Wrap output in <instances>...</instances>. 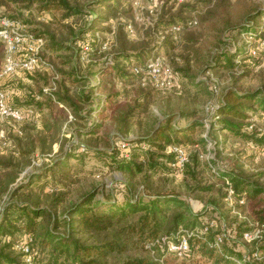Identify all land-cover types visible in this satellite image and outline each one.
Listing matches in <instances>:
<instances>
[{
  "label": "rangeland",
  "instance_id": "rangeland-1",
  "mask_svg": "<svg viewBox=\"0 0 264 264\" xmlns=\"http://www.w3.org/2000/svg\"><path fill=\"white\" fill-rule=\"evenodd\" d=\"M93 1L79 2L86 8L82 10L88 13V21L93 17L89 11H95L91 7ZM127 1H130L128 5H131V0ZM133 1L129 15H119L120 17L113 19L112 31H107L108 26L103 23L94 28L90 26L89 31V25L85 24L87 21L82 18L74 20L66 18L61 22L63 19L60 13L54 17L52 12L39 14L35 11L34 16L30 18L27 11H21L19 18L14 17L25 24L28 31L43 36L45 40L47 37L48 44L46 46L45 42L42 54L50 67L43 69L50 73V78L46 82V78L42 76H37V80L30 77L32 84L28 85L30 82H27L29 81L27 75L2 76L6 58L5 46L0 40V89L15 88L14 98L18 97L19 103H23L25 101L23 96L31 87L34 90L49 87L47 93H51L56 104L54 112L44 110L47 112L46 115L51 117L47 121L44 119L43 111L37 109L38 114L30 113L31 117H27V110H21L25 115L21 120L0 115V130L5 131V136L0 137V162H11L17 166L11 169L0 168V180L6 181L12 176L15 179L0 193V217L11 201L30 202L39 199L40 205H47L51 200L48 196L58 192L63 193L65 199L59 207H55L59 215L88 193H94L96 199H111L118 202L129 196L130 189L134 194H143L146 192L143 187V176L140 174L131 177L119 170L113 165L115 161L110 158L111 152L119 151L117 147L121 143L133 147L132 140L152 133L167 118H171L179 125L199 123L194 129L193 137L196 140L205 137L206 145L189 144L191 146H185V149L189 154L200 152L202 167L199 173L203 181L218 182L217 176L220 171L226 173L239 168L264 188V140L262 143L256 140L252 142L236 136L224 130L220 122L223 116L219 118L216 116L217 105L221 103L227 90L253 91L264 85V51L259 53L256 50V55L252 51L251 54L238 53L243 42L254 41L250 36L240 34L241 30L247 25L258 24L260 20L264 23V0H186V2L159 0L153 13L149 11V6H154L155 0L142 2L141 5H137L136 0ZM12 7V5L5 7V15L11 18L13 17L10 16L12 12L9 8ZM173 15L180 16L181 19L197 17L198 25L183 35L180 34L178 43H163L164 35L167 34L165 21L171 19ZM28 20L32 22H27ZM68 24L74 26L76 34L70 35L63 27ZM120 29L124 31L125 40L129 44L135 43L136 46L146 48L154 44L159 45L158 48L151 50L148 58L155 53L168 56L171 65L181 74L178 85L180 88L169 91L147 90L141 87L144 85L140 81H131V77L122 80L111 73L102 76L101 72L115 63V54L119 52L121 41ZM52 35L56 36L57 42L65 41L70 50L67 48L58 53L51 52L49 37ZM224 54L231 55L235 66L224 64V59L221 58ZM68 56L71 57L70 61L66 58ZM72 68L81 76L79 84L73 85L63 73H69ZM60 73L61 81L72 92H81V95L85 96L80 119L70 107L57 100L55 92L59 89ZM15 81L16 84L12 85L11 83ZM53 83H56V88L53 87ZM97 83L107 84L106 88L91 91L92 86ZM6 84L12 86L7 87ZM17 105H19L17 108H13L12 105L11 107L19 109L24 106L18 103ZM61 107L64 110L63 114L57 110ZM247 113L248 131L252 130L257 137L264 139V110L258 107ZM214 140L218 143L216 144ZM60 160L64 162L59 168L60 177H66L63 184H56L54 177H49L46 183L47 179L41 178L42 172ZM150 184L175 189L183 195L188 193L184 173L171 174L163 170L152 174ZM228 194L227 200L223 202L224 212L210 207L199 221L209 227L214 225V229L218 227L220 231L224 230L227 233L225 246L229 249H233L235 245L236 248L233 250L242 257H258L255 261L264 264L262 263L264 250L250 255L253 247L249 241L252 239L245 235L248 233L254 238H261L264 234V227H261L251 215L257 201L262 199L261 197L264 198V192L256 200L247 201L242 208L238 207V199L230 192ZM204 195L207 199V195ZM205 202L194 196L190 198L191 206L197 213L204 211ZM243 202L244 199L240 201ZM226 214L231 216L226 219ZM234 215L238 216L239 220H247L254 230L246 232L242 237L237 229L239 220ZM181 228L184 229L182 226L179 231ZM59 231H63V228L60 227ZM179 231L165 240L160 252L130 250L112 255L109 264H118L126 256L136 255L154 257L160 261L171 257L172 261L177 252L171 249V244L177 240ZM27 237L24 236L22 238L24 240L17 243L18 249H21L20 246ZM259 245L264 247V239ZM184 261L178 259L173 264H188ZM236 261L237 264H243L241 259ZM216 262V257L195 253L192 264ZM33 263L35 264L34 260ZM39 263L44 264L41 260Z\"/></svg>",
  "mask_w": 264,
  "mask_h": 264
},
{
  "label": "trees",
  "instance_id": "trees-1",
  "mask_svg": "<svg viewBox=\"0 0 264 264\" xmlns=\"http://www.w3.org/2000/svg\"><path fill=\"white\" fill-rule=\"evenodd\" d=\"M79 2L80 0H0V6L9 7L12 5L13 7L9 10H11L10 16L13 18H19L21 11H27L30 18L34 16L35 11L39 14L52 12L54 17L60 13L63 19L61 22L66 18H72V20L82 18L87 21L86 26L89 25V27L94 28L103 23L107 24V31H112L113 19L120 17L119 15H129L134 1L131 0V5H128L130 1L127 0H94L91 7L95 11H89L93 14L90 21L87 20L88 13L82 10V8L86 9L85 6ZM176 16L173 15L171 19L165 21L167 34L164 35L163 43H178L180 34L183 35L198 25V22L194 23L197 17L181 19L180 16ZM30 20L27 22H32ZM254 24L247 25L241 30L240 34L250 36L254 41L252 43L243 42L239 46V55L251 54L252 48H256L258 45L257 39L261 35L263 22L260 20L258 24ZM176 25H182L186 30L173 31L172 27ZM63 27L69 31L70 35L76 34L74 26L68 24L63 25ZM91 27L88 29L89 31H91ZM119 32L121 41L119 52L115 54V63L110 64L106 71H102V76L105 77L111 73L122 80L131 77V81L141 82L140 76L133 71V67L143 64L148 59L151 50L158 48L159 45L154 44L152 47L146 48V46H136L135 43L129 44L125 40L124 31L120 29ZM49 40L51 52L58 53L61 50L69 49L65 41L57 42L55 35L50 36ZM47 44L46 37V46ZM44 56L52 62L45 53ZM66 58L69 59L68 61L71 59L69 56ZM221 58L224 59L226 66H235L231 55L226 56L224 54ZM43 68L22 74L28 76L29 81L27 82H30L28 85L32 84L30 77L35 80L37 76H42L46 78V82L49 81L50 73ZM63 73L73 85L79 84L81 76L73 68L69 73ZM61 80L62 75L60 73L59 89L55 92L57 100L70 107L75 116L80 119V111L83 102H85V96H82L81 92H72ZM101 83L92 86L91 91L96 90V88L105 89L107 84ZM11 84H16V81ZM11 84L6 85L10 87ZM141 87L156 91L180 88V86H176L171 89H157L151 84ZM8 89L15 92V88ZM50 94L44 91V87L36 88V90L31 87L25 92V95L23 94L25 98L23 103H19L18 97L14 98L13 93L9 99V105H12L13 108L19 106L17 103L24 105L19 107V110H31L32 115L38 114L37 110L43 111L44 119L47 121L51 117L46 115L47 112L45 113L44 110L47 109L52 113L55 108L54 104H56ZM258 107L264 110V85L253 91L229 89L225 92L221 103L217 105L216 116L218 118L223 116L220 122L223 124L224 130L243 137L247 141L256 140L262 143L264 139L257 137L258 135L254 131H248L246 124L249 118L247 112ZM57 110L60 114L64 112L62 107ZM27 117H31V115H27ZM198 125V122L179 125L173 122L171 118H167L152 133L132 140L133 147H128L126 143L127 147L123 148V143H121L117 147L119 151L111 152L110 158L115 161L113 165H116L119 170L131 177L140 174L143 176V187L146 190L143 194H134L133 190L130 189L129 196L122 202H118L111 199H96L94 193H88L78 203H73L66 208L62 215L55 211V207H59L65 201L63 193L58 192L52 196L49 195L51 200L47 205H40L39 199L30 202L11 201L0 217V264H28L26 261L27 253L17 248V243L24 240L22 239L24 236H28L27 243L30 246V253L33 255L35 264H41L39 263L40 260L44 264H109V258L112 255L123 254L130 250L142 249L160 252L165 240L170 239L182 226L190 229L207 226L208 230L198 236L191 237L189 249L182 256L175 253L172 261L170 260L171 257L160 261L155 260L154 257L136 255L126 256L118 264H173L178 259H184V262L192 264L195 253H202L212 258L216 257V264H237V259H241L243 264H261V262L255 261L258 257H242L240 253L233 250L236 248L235 245H233V249L225 246L227 233L224 230L220 231L218 227L214 229V225L209 227L199 221L210 207L219 210L221 213L224 212L223 202L228 198L229 188L233 190L232 195L238 199L239 208H242L247 201L256 200L261 196L264 188L256 181L251 180L246 172L239 168L226 173L220 171L217 176L218 182L203 181L199 173L202 167L199 151L188 153V162L180 171L176 167L177 154L171 149L173 146L186 148L185 146H191L189 144L205 146L207 143L205 137L198 140L193 137L194 129ZM214 142L218 143L217 140ZM113 149L115 150V148ZM63 163L60 160L56 164L48 166L42 172L43 176L40 177L46 178V183H48L49 177H54L56 184L62 183L66 179V177H60L59 173V168ZM13 167L17 168L11 162H0V168L11 169ZM163 170L171 174L184 173V183L188 193L183 195L175 189L164 186L155 187L150 184L152 174L160 173ZM14 180L13 176L6 181L0 180V193L5 191ZM204 194L207 195V199ZM191 196L206 201L202 213L194 212L190 203ZM261 198L252 208L251 215L261 227H264V198ZM242 199L244 202L240 203ZM230 216V214H226L225 218ZM234 217L239 220L238 216L234 215ZM60 227L63 228V231H59ZM237 229L243 237L246 232H252L254 227L243 219L239 220ZM218 237H222V243L219 245H217ZM263 239L264 234L261 238L255 237L249 241L253 247L250 255L253 256L254 252L264 250V247L259 245ZM169 254L173 255V253Z\"/></svg>",
  "mask_w": 264,
  "mask_h": 264
},
{
  "label": "built area",
  "instance_id": "built-area-1",
  "mask_svg": "<svg viewBox=\"0 0 264 264\" xmlns=\"http://www.w3.org/2000/svg\"><path fill=\"white\" fill-rule=\"evenodd\" d=\"M153 0H136L137 5H141L143 2H150ZM185 2L186 0H179ZM154 6H149L151 13L158 6L159 0H155ZM162 1L160 2V4ZM194 23H197L195 20ZM184 27L182 25H176L172 27L173 31H181ZM261 35L257 39V47L252 48L254 55L257 51H264V23L261 27ZM252 39V38H251ZM0 40L5 46V66L2 71V76L10 77L12 75H22L25 73H31L43 67H50L49 62L43 57L42 49L45 46V38L41 35H37L34 32L28 31L25 24L20 20L8 17L5 15V7L0 6ZM133 71L140 76L141 84L147 86L153 85L157 89H171L179 85L180 74L171 65L168 56L163 53H155L148 58L143 64L133 67ZM53 87L56 88V83H53ZM49 92V87L44 89ZM52 90V89H51ZM14 90L12 89H0V115L1 117H13L18 120L23 119L25 115L19 109H13L9 105V99L11 98ZM32 113L31 110L26 111L27 115ZM5 136V131L0 130V137ZM123 148L127 147L126 143L122 144ZM177 154L176 167L183 170L185 164L188 162L189 155L187 150L182 146H173L171 149ZM128 156V153H126ZM38 164V163H36ZM29 170V168L27 169ZM230 194L233 190L230 188ZM208 230V227L204 228H181L177 233V240L171 244V249L177 252L179 255H183L189 249V239L194 236H198ZM246 237L253 239L254 237L245 234ZM26 241L20 246L21 250L26 255V261L28 264H34L32 255L30 253V246ZM222 242V237H218L217 245ZM177 250V251H176Z\"/></svg>",
  "mask_w": 264,
  "mask_h": 264
},
{
  "label": "crops",
  "instance_id": "crops-1",
  "mask_svg": "<svg viewBox=\"0 0 264 264\" xmlns=\"http://www.w3.org/2000/svg\"><path fill=\"white\" fill-rule=\"evenodd\" d=\"M61 103V102H60Z\"/></svg>",
  "mask_w": 264,
  "mask_h": 264
}]
</instances>
